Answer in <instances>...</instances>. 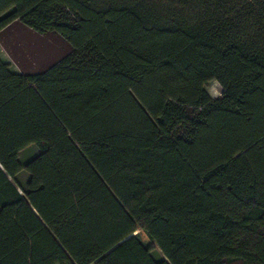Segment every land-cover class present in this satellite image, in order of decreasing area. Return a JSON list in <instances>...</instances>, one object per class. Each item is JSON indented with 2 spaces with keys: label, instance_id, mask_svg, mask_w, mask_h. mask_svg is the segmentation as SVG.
Here are the masks:
<instances>
[{
  "label": "trees",
  "instance_id": "trees-1",
  "mask_svg": "<svg viewBox=\"0 0 264 264\" xmlns=\"http://www.w3.org/2000/svg\"><path fill=\"white\" fill-rule=\"evenodd\" d=\"M14 23L68 50L0 54V264H264V0H0Z\"/></svg>",
  "mask_w": 264,
  "mask_h": 264
},
{
  "label": "rangeland",
  "instance_id": "rangeland-1",
  "mask_svg": "<svg viewBox=\"0 0 264 264\" xmlns=\"http://www.w3.org/2000/svg\"><path fill=\"white\" fill-rule=\"evenodd\" d=\"M67 50V45L59 37L51 34L37 35L19 23L12 24L0 36V54L11 65L12 70L17 72L41 70L61 58ZM206 90L212 97H217L222 92L215 81L209 82ZM31 151L32 154L28 152L26 157L33 156L35 151ZM138 237L154 258L164 259L155 244L143 236Z\"/></svg>",
  "mask_w": 264,
  "mask_h": 264
}]
</instances>
